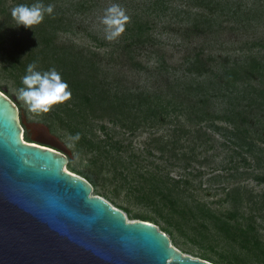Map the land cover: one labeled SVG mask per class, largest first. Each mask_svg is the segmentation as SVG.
<instances>
[{
    "label": "rangeland",
    "instance_id": "obj_1",
    "mask_svg": "<svg viewBox=\"0 0 264 264\" xmlns=\"http://www.w3.org/2000/svg\"><path fill=\"white\" fill-rule=\"evenodd\" d=\"M0 1V20L7 27L16 23L11 16L15 5L37 2ZM45 1L48 4L54 1L59 18H64L67 26L70 23L71 31L62 32L60 39L73 44L70 49L73 52L86 54L91 62L95 61L99 76L112 85L168 91L171 83L177 84L187 58L195 53H201V57L208 55L209 64L214 67L221 62L229 64L241 60L245 55L264 54V0H211V8L214 6L211 10L210 7L197 8L195 0H153L159 3L157 6H152V0ZM112 4L124 8L129 20L119 36L108 40L102 17ZM197 18L207 21L201 23ZM194 19L197 25L193 24ZM139 25L149 39L145 43L127 45ZM10 66L0 55V91L15 102L19 115L23 116L20 122L24 139L31 141L28 124H46L71 151L64 167L88 181H96L92 194L102 196L115 207L127 208V211L120 209L129 220L140 219L133 216L149 218L158 229H165L163 232L171 244L184 254L212 264H264V211L260 205L264 202V181L254 177L264 173V165L256 167L254 159L243 150L241 154L234 153L240 149L236 148V143L209 127L203 128L205 133L199 139L193 130L196 123L186 121L184 115L176 111L159 124L151 126L140 120L130 129L124 128L119 120L112 121L108 111H97V117L90 115L86 120L80 115L69 117L63 109L66 100L61 102L60 109L55 104L48 112L36 115L18 99L24 75L14 72ZM181 118L186 128L179 131L176 124ZM215 123L226 125L219 120ZM76 125L84 128L82 134L86 132V137L100 145L98 149H89L73 138L78 132L74 129ZM152 137L172 138L170 143L177 159L169 163L168 156L161 158ZM149 142L153 155L146 156ZM257 144L264 147L261 140H257ZM133 153L138 158L132 157ZM242 154L247 161L240 158ZM154 165L159 166L157 170ZM115 170L117 177L114 178ZM185 176L191 180L188 188L180 184L172 191L165 188L171 186L173 179ZM158 180L163 188L161 192L179 199L176 210L163 204L158 190L150 192L148 200L140 198L142 192L129 189L130 184L141 183L143 187ZM233 186H239L244 197L235 210L230 198L225 197L227 189ZM182 188L184 191L179 190ZM231 212L236 215L231 217ZM222 221L225 229H218ZM245 234H251L250 242H243L248 237ZM256 242L261 248L256 247Z\"/></svg>",
    "mask_w": 264,
    "mask_h": 264
},
{
    "label": "trees",
    "instance_id": "obj_2",
    "mask_svg": "<svg viewBox=\"0 0 264 264\" xmlns=\"http://www.w3.org/2000/svg\"><path fill=\"white\" fill-rule=\"evenodd\" d=\"M195 1H197L195 4L197 8L204 10L210 7V10L214 9L213 5L212 8L210 6L211 0ZM53 2L49 3L53 5L52 14L45 13L44 19L31 28L23 25L18 28H15V25L7 27L5 22L0 20V55L11 63L12 70L21 76L26 74L27 65L33 61L36 62L38 70L46 71L54 67L60 72L61 78L67 82L71 91V96L66 100L63 108L66 115L69 117L80 115L82 119L86 120L85 118L88 119L90 115L95 114L97 117V111H108V117L112 121L119 120L124 123V125L122 124L124 128L130 129L135 128L140 120L142 123L149 122L151 126L159 124L166 120L171 112L176 111L183 114L186 121L196 123L193 130L199 139L205 133L202 131L203 128L209 127L236 143V148L240 149L234 153L239 154L240 150H243L254 159L256 167L264 165V147L257 144V140L264 142V54L260 56L245 55L241 60L229 64L221 62L218 67H214L209 64L208 55L201 57V53H195L194 56L187 58L183 72L177 77V84L171 83L168 91H147L112 85L99 76L95 61L91 62L92 59L88 58L86 54L73 52L70 50L73 44L60 39L62 32L71 31V26L70 23L69 26L65 25L64 18H59L60 14ZM150 3L152 6L159 4L153 0ZM42 4L49 5L45 0ZM79 7L83 8L82 5ZM75 8L76 6H74ZM197 20L201 19L197 18ZM206 21L203 19L200 22L206 23ZM193 22L194 25H197L195 19ZM141 27L143 28L141 25L137 26V33L132 34L127 45H135L138 42L145 43L149 39L148 35L143 34L144 31L141 30ZM28 28L29 31L26 32L25 30ZM87 51L91 53V50ZM40 63L43 65L38 66ZM60 104L61 102L57 103L58 109H60ZM180 120L181 122L177 120L176 129L182 131L183 128H186V124L182 118ZM215 120L223 121L226 125L216 124ZM85 122L82 124H86ZM74 129L80 134L78 140L82 144L85 143L89 149H98L100 145L97 142L86 137V132L82 134L83 127L76 125ZM162 138L152 137L150 139L156 143L153 146L160 151V157L168 156L169 163H171L173 159H177V153L170 143L173 139L164 140ZM151 146L152 144L149 142L145 155H153ZM116 148L118 149L119 146ZM108 150L110 149L108 148ZM108 150L106 151L108 152ZM171 151L173 153L170 154ZM131 156L137 157L138 155L133 153ZM240 158L247 161V157L243 154ZM153 167L157 170L156 167L159 166L154 165ZM87 176L89 177V175ZM113 177H117L116 170ZM254 177L264 181V173H261V176L255 174ZM123 180L125 181V178ZM190 181V177L185 176L173 179L171 186L164 187L172 191L180 184L186 189L190 185ZM89 182L91 185L96 183L94 180H89ZM159 183L158 180L157 183H150L143 187L141 183H135L136 185L130 184L129 189L142 192L140 198L148 200L151 199L149 193L158 190V193L162 194L160 198L163 200V204L171 210H176L179 199L161 192L163 188ZM179 190L184 191V188ZM225 197L230 198L234 210L238 209L244 199L239 186L227 189ZM260 205L264 211V202ZM122 209L128 210L127 208ZM235 215L233 212L230 214L231 217ZM133 218L150 221L144 216H133ZM224 225L225 222H220L218 229H225ZM162 230L165 231V229ZM248 234L245 236L247 237ZM250 238H252L251 234L243 242H250L248 240ZM256 247L261 248L259 242H256Z\"/></svg>",
    "mask_w": 264,
    "mask_h": 264
},
{
    "label": "water",
    "instance_id": "obj_3",
    "mask_svg": "<svg viewBox=\"0 0 264 264\" xmlns=\"http://www.w3.org/2000/svg\"><path fill=\"white\" fill-rule=\"evenodd\" d=\"M22 118L0 91V264H212L92 194L66 144L41 122L24 141Z\"/></svg>",
    "mask_w": 264,
    "mask_h": 264
},
{
    "label": "clouds",
    "instance_id": "obj_4",
    "mask_svg": "<svg viewBox=\"0 0 264 264\" xmlns=\"http://www.w3.org/2000/svg\"><path fill=\"white\" fill-rule=\"evenodd\" d=\"M53 5L36 3H19L11 9V16L15 20V26H31L39 24L45 13L52 14ZM129 16L125 9L118 4H112L105 9L102 23L105 25L108 40L115 39L125 29ZM71 96L68 84L61 78L60 72L54 67L46 71L38 70L36 62L27 65L26 74L22 78V86L18 90V99L34 114L48 112L57 103L63 102ZM76 133L74 139H79Z\"/></svg>",
    "mask_w": 264,
    "mask_h": 264
},
{
    "label": "bare ground",
    "instance_id": "obj_5",
    "mask_svg": "<svg viewBox=\"0 0 264 264\" xmlns=\"http://www.w3.org/2000/svg\"><path fill=\"white\" fill-rule=\"evenodd\" d=\"M1 92H2V91H1ZM4 94H5V93H4ZM5 95H6V94H5ZM31 127H32V126L30 125V128H31ZM32 129H33V128H31V130H32ZM22 133H23V129H22ZM22 133H21V137H22V139H23L24 141H26V142H31V141H27V140H25L24 137H23V134H22ZM64 169L67 170V171H69V172H71L70 170L67 169V167H64Z\"/></svg>",
    "mask_w": 264,
    "mask_h": 264
}]
</instances>
